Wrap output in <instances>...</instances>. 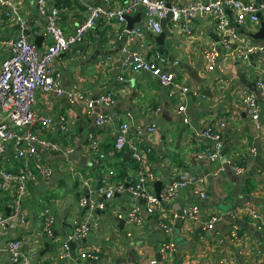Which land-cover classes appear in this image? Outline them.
<instances>
[{
    "label": "crops",
    "instance_id": "crops-1",
    "mask_svg": "<svg viewBox=\"0 0 264 264\" xmlns=\"http://www.w3.org/2000/svg\"><path fill=\"white\" fill-rule=\"evenodd\" d=\"M6 1L10 5L0 8V62L11 53L10 43L21 32L20 20L26 22L24 32L42 55L51 37L45 30L46 17L38 13L35 0ZM164 1L171 9L192 0ZM126 2L112 0V5L123 6ZM47 3L50 9L58 10L56 22L65 36L84 22L85 4L106 7L102 0ZM12 8L17 14L6 19L5 13ZM138 8L129 16L134 17ZM224 9L229 22L225 28H219V20L213 15L197 14L189 23L188 33H183L181 20L172 18L161 51L156 42L160 32L144 31L141 37H129L126 25L99 19L79 44L52 60L66 94L36 91L34 110L49 117L51 125L35 133L58 145L59 150L47 153L38 148L37 160L50 168V175L45 179L38 177L29 185L22 208L25 224L13 229L0 225V245L21 241L18 255L28 258L29 264H264V227L246 212L233 213L248 203L264 220V95L256 98V120L251 119L243 101L245 93H252L243 81L255 82L256 86L258 79L264 80V54H254L252 60H238L232 56L235 43L223 46L229 31L238 39L264 43V39L251 37L264 23V10L259 12L257 23L238 24L233 13L227 7ZM142 24L143 12L140 23L133 28ZM210 49L216 53L211 62L206 56ZM126 51H138L164 71L174 73V82L186 86L188 91L164 86L157 77L145 72L125 71L122 60ZM71 92L82 97L72 100L68 96ZM108 93L115 98L112 107H88L89 102ZM180 106H184V111L178 110ZM97 115H107L110 120L99 126ZM124 121L129 123L128 143L117 152L113 143L118 126ZM220 122L224 123L220 130L223 149H229L225 156L220 153L215 162H210L201 153L213 149L214 144L202 132L206 126L219 128ZM151 125L156 130L146 132ZM91 136L97 138L95 147L91 146ZM131 145L152 148L145 167L154 175L148 184L154 195L157 180L164 190L171 181L194 177L195 181L202 180L200 185L206 198H200L194 185H186L153 214L145 211V201L140 198L136 200L142 216L140 226L128 219L133 201L124 192H116L102 209L81 206L80 196L102 202L100 187L129 182L135 176L137 165L131 156ZM159 146L161 152H157ZM251 150L254 152L250 153ZM12 156L10 145L3 165L15 171L17 165ZM227 160L242 165L243 172L236 174L230 169L227 174ZM28 162L33 160L29 158ZM238 202L241 204L237 206ZM193 206L198 207V213L196 219H189L184 214ZM45 209L53 212L55 218L50 236L42 230ZM10 210L11 204L0 193V212L8 215ZM225 216L250 225L258 232L259 241L251 231L228 222L224 227L229 235L227 240L219 230ZM211 217H220L214 225L216 229L205 226ZM80 223L88 227L81 238L85 242L77 246L76 258L70 253L67 259L61 258L66 237ZM161 223L169 226L170 232ZM233 228L238 240L231 237ZM173 229H177L176 234H172ZM167 241L174 243L175 252L163 256L159 249ZM10 257L8 252L0 251V264H10Z\"/></svg>",
    "mask_w": 264,
    "mask_h": 264
},
{
    "label": "built area",
    "instance_id": "built-area-1",
    "mask_svg": "<svg viewBox=\"0 0 264 264\" xmlns=\"http://www.w3.org/2000/svg\"><path fill=\"white\" fill-rule=\"evenodd\" d=\"M102 1L106 7H92L85 4L87 16L84 22L77 25L74 33L65 36L56 22L58 10L56 8L50 9L47 0H35L38 13L46 17L45 30L51 37L50 45L42 55L38 54L24 32L26 22L20 20L21 32L10 43L11 53L0 62V193L4 194L7 201L11 204V210L8 215H3L0 212L1 226L13 229L16 226L25 224L22 208L23 201L29 194V185L34 183L38 177L45 179L50 175V168L37 160L39 155L38 148L47 153L59 150L58 145L39 138L35 133L38 130L47 129L51 125L49 117L38 114L34 110L36 91L54 93L57 96L66 94L61 85L60 74L55 72L52 66V60L62 53L69 52L74 45L79 44L88 30L95 25L96 20H113L124 27L126 25L125 16L133 14L138 7H141L143 24L126 32L129 37H141L144 31L154 34L159 33L161 31V20L168 11L164 0H128L123 6L117 7L112 5V0ZM9 5V1L0 0V8ZM225 7L233 13L236 23L240 24L245 21L257 23L259 12L264 10V2L257 4L253 1L243 2L239 0H208L207 2L192 0L183 7H172L170 11L173 13L174 21L179 22L181 20L180 31L188 33L189 23L197 14H211L219 20V28L228 27L229 22L224 13ZM5 14L6 19H12L17 12L12 8ZM233 43L236 44L232 53L235 59L245 60L254 54H264V43L258 44L248 39H238L233 31H229V34L223 40V46L230 47ZM206 56L211 62L215 59L216 53L213 49H210ZM122 67L125 71L145 72L155 76L164 86H170L182 92L188 91L186 86H181L174 82V73L164 71L154 61L143 57L138 51H126L122 60ZM209 69H212V66ZM256 86L260 93L264 95V80L258 79ZM68 96L72 100L82 97L78 92H71ZM243 101L248 108L247 112L251 119L256 120L258 118V106L255 95L249 92L245 93ZM114 103V95L108 93L99 96L93 102H89L88 107L90 109L94 106L110 108ZM178 110L180 112L184 111V106H180ZM127 118H130L129 114ZM109 120L110 117L107 115L96 116V124L99 126L104 125ZM223 126L224 123L220 122L219 128L206 126L203 129L202 135L214 144L213 149H205L201 153V156L207 158L210 162H215L223 150L224 138L220 132ZM155 130L156 127L151 125L146 129V132L152 133ZM128 132L129 123L124 121L118 126V132L113 143L114 151L120 152L125 148L128 143ZM96 139L91 136L92 147H95ZM10 145L13 152V162L17 165L15 171L9 170L3 165ZM130 149L132 159L137 165L135 176L128 183L118 182L114 185L100 187L99 192L103 197L102 202L80 196L79 203L81 206L102 209L116 192H126L133 201L128 213V219L130 222L140 226L142 224V216L136 203V200L140 198L145 201V211L150 214L161 210V205L172 201L178 191L186 185H194L200 198H206V194L202 191L200 185L202 180L197 178L195 181L194 177L171 181L164 190H161L160 196L157 198L156 195L148 190V184L152 181L154 175L145 167V162L148 155L152 153V148L141 149L136 145H131ZM253 152L252 150L250 151V153ZM29 158L33 160L32 163L28 162ZM225 163L236 174H240L244 170L242 165L235 162L227 160ZM234 212H246L252 219L260 221V227H264V220L250 204L245 203L237 207L236 210L234 209ZM197 213L198 207L193 206L184 215L189 217V219H196ZM42 217V230L45 235L50 236L55 223L53 212L45 209ZM219 221L220 217H211L205 226L207 229H212ZM160 225L166 232H170L171 228L169 226L163 223ZM87 231V225L80 223L68 234L62 245L61 258H68L67 241H77L84 237ZM230 233L232 238L238 240L236 228H233ZM20 246L21 241L11 240L0 245V251H6L10 254V264H29L28 258L19 257ZM159 251L163 256L170 255L175 252V245L172 241H167L161 245ZM152 263L155 262L152 261Z\"/></svg>",
    "mask_w": 264,
    "mask_h": 264
},
{
    "label": "water",
    "instance_id": "water-1",
    "mask_svg": "<svg viewBox=\"0 0 264 264\" xmlns=\"http://www.w3.org/2000/svg\"><path fill=\"white\" fill-rule=\"evenodd\" d=\"M170 7L171 6L169 4L166 5V8L168 9V11H167L165 17L161 20V31H160L159 35L156 37V42L158 43V45L160 47L159 48L160 51H161V47L163 46L164 37L166 35H168L167 24L173 18V13L170 11ZM141 16H142V8L141 7L138 8V12H137V14L134 17H131L129 15L125 16V21H126V28L125 29H126V31H130L133 28V26L135 25V23H140ZM251 37L253 39H256V40L257 39H264V23L263 22L261 23V27H260L259 31H257L256 33L252 34ZM38 39L39 38H36L35 42H37ZM252 58H253V56H250L251 60H252ZM243 82H244V85L255 95V97L259 99L261 93H260V91L258 89H256L255 82H246V81H243ZM188 108L190 110H192L191 107H188ZM228 149H229V147H225L222 150L221 154L225 156L227 151H228ZM161 151H162V147L159 146L157 152H161ZM225 166H226L225 167L226 168V173L228 174L229 170L231 168L228 165H225ZM262 168H264V165L262 166ZM236 178L237 177H235V179ZM161 190H162V182L160 180H157L156 183H155V195H156L157 198H159ZM124 193L127 194L126 192H124ZM240 204L241 203L238 202L237 206L240 205ZM180 217L182 218V216H180ZM224 220H225V222L223 223L222 227L219 228V230L224 233V235H225L227 240L229 239V235H228L227 231L224 230V227H226L228 225V223H231L234 226L242 227L244 229H247V230L251 231L254 235L257 236V241H259L258 232H256L247 223H244V222L241 223L236 218H231L229 216H225ZM214 228L216 229V226ZM176 233H177V229H173L172 230V234H176ZM84 242H85L84 239H81L79 241H67L69 253H70V256L72 258H76V248H77L78 245H80L81 243H84ZM175 244H176V246L179 245V239L175 240Z\"/></svg>",
    "mask_w": 264,
    "mask_h": 264
},
{
    "label": "trees",
    "instance_id": "trees-1",
    "mask_svg": "<svg viewBox=\"0 0 264 264\" xmlns=\"http://www.w3.org/2000/svg\"><path fill=\"white\" fill-rule=\"evenodd\" d=\"M238 164V163H237ZM121 182H124V183H128V181L126 180V181H121Z\"/></svg>",
    "mask_w": 264,
    "mask_h": 264
}]
</instances>
